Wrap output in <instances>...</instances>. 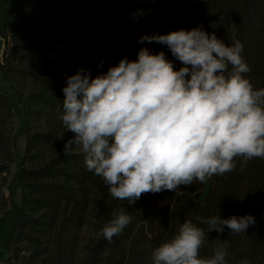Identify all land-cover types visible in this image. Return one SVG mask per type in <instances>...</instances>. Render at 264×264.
Wrapping results in <instances>:
<instances>
[{"label": "trees", "instance_id": "1", "mask_svg": "<svg viewBox=\"0 0 264 264\" xmlns=\"http://www.w3.org/2000/svg\"><path fill=\"white\" fill-rule=\"evenodd\" d=\"M48 8L54 12L57 29L74 34L85 44L88 55L99 64L103 62L106 70L125 57L136 60L142 47L153 54L165 52L179 70L183 65L167 46L147 41L141 44L140 37L203 25L206 32L215 31L228 46L237 39L241 41L244 45L241 55L251 69L245 75L254 89L264 88V0H2L1 32L5 38H13L16 52L33 45L39 32L35 20ZM213 21L218 22L215 29L211 27ZM29 35L33 36L31 41L26 39ZM26 73L41 82L50 102L63 108L62 89L66 84L51 81L40 72ZM4 117L0 114V125ZM4 133L0 127V175L9 169L8 152L12 149L10 138ZM234 163L233 171L210 178L203 201L194 199L202 184L194 181L175 192L142 194L134 205H129L111 197L103 179L87 169L82 152L62 153L47 165L19 171L17 179L24 191V206L9 242H17L19 253L24 251L21 243H28L36 247L33 254L41 255L49 247L40 235H55L57 230L58 241L66 247L70 243L64 241L65 233L81 224L85 198L90 192L101 212L97 221L100 231L113 219L114 210L125 211L132 219L111 242L101 235L90 248L86 264H153V250L171 240L187 220L205 231L200 258H211L214 249L227 240V264H239L243 259L250 264H264V159L254 158L244 168L241 158H235ZM233 215H252L256 223L246 233L231 235L225 227L222 234L216 231L208 234V226L196 220L197 216L227 219ZM63 248L53 246L52 255L40 264H73L71 252Z\"/></svg>", "mask_w": 264, "mask_h": 264}, {"label": "clouds", "instance_id": "2", "mask_svg": "<svg viewBox=\"0 0 264 264\" xmlns=\"http://www.w3.org/2000/svg\"><path fill=\"white\" fill-rule=\"evenodd\" d=\"M146 41L167 46L183 66L177 70L165 52L142 47L136 60L125 57L95 78L84 68L67 77L61 120L75 135L65 154L74 147L84 153L87 169L103 179L111 197L129 205L145 193L175 192L231 172L237 157L241 168L264 159V88L254 89L245 75L251 69L241 41L228 46L203 25L140 37ZM112 216L101 230L109 242L132 219L122 210ZM196 220L208 234L225 227L231 235L246 233L256 223L252 215ZM205 239L187 220L153 250V264H227V240L211 258L199 257Z\"/></svg>", "mask_w": 264, "mask_h": 264}, {"label": "rangeland", "instance_id": "3", "mask_svg": "<svg viewBox=\"0 0 264 264\" xmlns=\"http://www.w3.org/2000/svg\"><path fill=\"white\" fill-rule=\"evenodd\" d=\"M2 14L0 0V114L5 116L4 125L0 127L4 128V134L10 138L12 147L8 152L9 169L0 175V264H40L52 255L55 245L58 249L63 246V249L67 248L71 252L73 264H86L90 248L102 235L97 228L101 212L94 204V196L90 192L85 198L81 224L72 232L65 233L64 241L69 240L70 243L66 247L64 242L58 241L57 230L55 235H40L49 247L41 255L33 254L36 247L31 244L21 243L24 251L19 253L16 251L17 242H9L16 219L24 206V191L17 179L19 171L24 167L47 165L65 153V143L75 135L67 132L62 124L63 108L50 102L49 94L44 92L41 82L26 72L43 73L51 81L64 85L67 77L74 75L80 68L90 70L93 78L107 70L88 55L85 44L74 34L57 29L52 9L48 8L45 14L37 16L35 26L39 32L33 45L17 52L13 38H5L1 32ZM32 37L29 35L26 39L31 41ZM78 152L81 151L74 147L72 153ZM209 181L199 186L194 195L195 200H204L209 190ZM56 228H60V223L56 224Z\"/></svg>", "mask_w": 264, "mask_h": 264}]
</instances>
